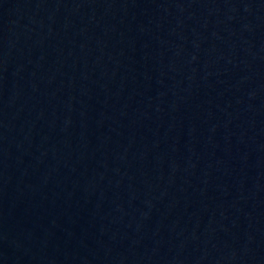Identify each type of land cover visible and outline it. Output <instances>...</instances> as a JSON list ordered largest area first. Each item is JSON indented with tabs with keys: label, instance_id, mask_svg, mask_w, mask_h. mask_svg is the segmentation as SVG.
<instances>
[{
	"label": "water",
	"instance_id": "95a60500",
	"mask_svg": "<svg viewBox=\"0 0 264 264\" xmlns=\"http://www.w3.org/2000/svg\"><path fill=\"white\" fill-rule=\"evenodd\" d=\"M0 264H264V0H0Z\"/></svg>",
	"mask_w": 264,
	"mask_h": 264
}]
</instances>
